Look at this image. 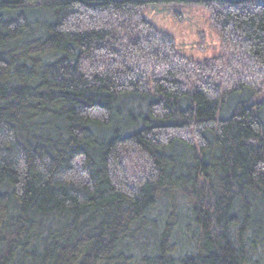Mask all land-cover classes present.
<instances>
[{
  "label": "trees",
  "instance_id": "obj_1",
  "mask_svg": "<svg viewBox=\"0 0 264 264\" xmlns=\"http://www.w3.org/2000/svg\"><path fill=\"white\" fill-rule=\"evenodd\" d=\"M0 264H264V0H0Z\"/></svg>",
  "mask_w": 264,
  "mask_h": 264
},
{
  "label": "rangeland",
  "instance_id": "obj_2",
  "mask_svg": "<svg viewBox=\"0 0 264 264\" xmlns=\"http://www.w3.org/2000/svg\"><path fill=\"white\" fill-rule=\"evenodd\" d=\"M144 14L159 29L172 34L178 49L188 57L203 60L221 53L220 35L203 5L152 3L145 7Z\"/></svg>",
  "mask_w": 264,
  "mask_h": 264
}]
</instances>
